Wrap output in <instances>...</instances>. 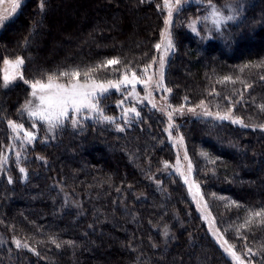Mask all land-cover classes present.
Segmentation results:
<instances>
[{"label":"trees","instance_id":"trees-1","mask_svg":"<svg viewBox=\"0 0 264 264\" xmlns=\"http://www.w3.org/2000/svg\"><path fill=\"white\" fill-rule=\"evenodd\" d=\"M232 2V21L190 30ZM165 11L164 0H23L1 25L0 264H234L177 171L176 136L225 241L264 264V0H196L175 16L168 101L231 119L176 113L168 121L131 97L124 106L136 113L125 118L115 103L123 95L111 89L99 105L112 122L83 113L51 137L41 125L31 143L24 137L27 82L98 65L91 74L102 82L144 73ZM17 58L22 81L5 86L4 62ZM111 59L120 63L103 67ZM9 121L24 127L13 131Z\"/></svg>","mask_w":264,"mask_h":264},{"label":"rangeland","instance_id":"rangeland-1","mask_svg":"<svg viewBox=\"0 0 264 264\" xmlns=\"http://www.w3.org/2000/svg\"><path fill=\"white\" fill-rule=\"evenodd\" d=\"M22 1L23 0H14V3H13V0H0V27L3 24V22L6 21V19L11 16V13L13 12V10L15 8L19 7V5L22 3ZM169 3L172 4V6H173L172 7V13L173 14L171 17L170 24H168V25L165 24L162 33H164L165 30H167L170 33V35H172V29H173V26L175 25V16L177 15L178 10L185 5H188L189 3L190 4L196 3V0H180L179 5L176 4V0H169ZM232 4H233V2L224 5V7L228 6V9H225L222 11H220L214 7L213 8L218 10L222 17H229L230 16L233 19V17L236 15L235 11L237 10V8L232 7ZM13 5H14V7H13ZM165 10L166 11H165V18H164L165 20L164 21L169 19V16H168L169 9L167 7H165ZM70 11H74V9L68 8L67 12H70ZM212 11H213V9L208 10L206 16L204 15L203 19L199 18V19L192 20V22L189 24L190 30H193L191 27L193 22H195V28H198L199 24L202 21H203L202 23H204V25H205V19L208 20V21H206V22H208V24L206 25V28H205L208 31H209V28L215 29L218 25H220L222 23L232 21V19L231 20H221L219 22V24H216V23H214V21L217 20V17L212 15ZM199 21H200V23H199ZM134 23L137 24V18L135 19ZM141 23L142 22L139 21L140 25H141ZM135 27L136 26H134V28ZM162 33H161L159 42L157 43V44H161V48L159 50L156 49L157 54H156L155 59L148 66L147 71L144 70L143 71L144 73H142L140 75L136 74V77H137L139 82L135 83L134 85L133 84L123 85L122 84L121 87L129 89L123 93H120L123 91L122 89H119V90L115 89V91L119 92V94L123 95V99L121 101L125 100L128 97H131L134 99L137 98L136 100H134V105L137 102H139L140 104L148 105L149 107L154 108L155 111H157L158 113L165 115V117L168 119V121L170 120L169 115H168L169 113L172 114L171 115V119H172L174 117V114H176V113H177L176 115H183L184 113H189V114H192L195 116H197V115L200 116L201 113L209 112L208 110H206L204 108V105H202V104L198 108L196 107L197 109L195 107H185V106H181L177 109H174V107L170 104V101H168L169 89L164 87L163 83H164V78H165L166 66H167L169 57L171 55L172 49H169L167 51L165 50L164 44L166 43V41L164 40ZM171 39H172V37H171ZM161 58H163V63H164L163 69H161V67H160ZM113 66L114 65H110L111 68H113ZM17 68L18 67H12V65H7L3 71L4 77L7 75L12 80L14 79V81H22L21 80L22 78L20 75V70H17ZM83 72H81V77H80L81 82H84ZM161 72L163 74L162 80H161ZM91 76L97 82H102L99 79L95 78L94 74H91ZM123 76L124 75H120L119 77L115 76L116 78L113 82H117V81L123 79ZM127 76L130 80L132 79V73H128ZM110 77H113V76H110ZM149 78H151V79H149ZM101 80H103V79H101ZM108 81H112V80H107L104 83L106 84ZM33 82H35V81H33ZM33 82H27V83L25 82L26 86L28 87V92L26 93V97L24 99L23 104L21 105L20 112H19L20 115L23 116V119L26 120V122H28V125L25 124V127L23 126L24 127L23 132L31 131L36 136V133H37L36 127L38 125H41L42 127H44V133L47 134V136L51 137L53 132L58 127L49 131L47 124H45V123H43V122H41L35 118L29 117L27 112H25L23 110V105L25 104L26 101L35 99L32 96V88H31V84ZM41 82L47 83V80H44ZM54 83H67V78L57 79L54 81ZM157 84H162V87H157ZM137 86H139V87H137ZM133 89H134V91H133ZM149 93H151V95H149ZM121 101L116 100L115 103L122 106V107H120V110H121L120 114H122L125 118H128L127 113L129 111V109L135 108V106L133 104H130L129 106H124V101H123V103H121ZM35 102L39 103L38 100H35ZM104 105H106V104H103V105L101 104V105H99V107L100 106L103 107ZM153 105H155V107H153ZM83 113H87L88 115L91 116V114H94L95 112H90L88 110H84V112H82L80 115H82ZM130 113L133 114V112H131V111H130ZM70 116H71V114H70ZM211 116L213 117L212 119L217 118V114L211 113ZM16 124L22 125V124H20V122H18ZM33 124L36 125L35 128L32 127ZM174 142H175L177 153H178V159H180L179 172L183 176V178L187 180V185H188V188H189V191L191 194V198H192L193 202L195 203L197 212H199L202 215V218L204 220V223H205L207 230L209 231L210 235L213 237V239L216 241V243L221 247V249L223 250L225 255L228 256L233 261L234 264H241V261L243 262V264H250L249 261H245L244 260L245 258L238 255L235 252V250L231 247V245H229L228 243H225L223 233L216 226L215 220L213 219L212 215L208 211L206 202L203 200L199 189L197 190V188H196V182L192 178V169H191V171H189L190 161H189L188 157H187V159H185V155L187 156V152H186V148L184 146L183 140L181 141V139L178 136H176V138H174ZM15 243H14V245H17V243L16 244ZM233 252L235 253V256L240 257V261H237L235 256L232 255Z\"/></svg>","mask_w":264,"mask_h":264},{"label":"snow or ice","instance_id":"snow-or-ice-1","mask_svg":"<svg viewBox=\"0 0 264 264\" xmlns=\"http://www.w3.org/2000/svg\"><path fill=\"white\" fill-rule=\"evenodd\" d=\"M211 2V0H210ZM165 7L169 9L168 16L169 19L165 21V24L168 25L171 22L172 17V4L169 3V0H164ZM176 4H180V0H176ZM212 15L217 17V20L214 23L219 24L221 20H231L232 17H222L218 10L213 9ZM193 31L196 30L195 22L191 25ZM162 36L166 43L164 44L165 50H169L173 48L172 39L170 33L165 30L162 33ZM156 49L161 48V44L155 45ZM23 59L17 58L15 63L13 64L10 61H5L6 65H12V67H19L23 64ZM120 61L116 59L108 60L103 67H107L114 64H119ZM101 66H95L93 68H89L87 71L83 72L84 82H81V72L79 70H72V71H64L58 74H52L47 77V83H43L39 80L33 82L31 84L32 88V96L35 98L34 100H28L23 105V110L27 112L28 116L31 118H35L48 126V130L51 131L52 129L62 126L66 120L71 119V123L76 125L78 123V116L84 112V110H88L90 112H96L98 115H103L102 109L99 107V101L110 91V89L119 90L121 85L127 84H135L138 81L136 74L132 73V79L130 80L125 74L123 79L113 82L108 81L106 84L104 82H97L91 76V73H94L100 68ZM160 67L163 69L164 63L163 58L160 61ZM147 71V69H145ZM14 78V77H13ZM60 78H67V83H54L55 80ZM9 76H5V86L9 81ZM151 79V78H149ZM163 79V74L161 72V80ZM230 79V78H225ZM157 87H162V84H157ZM134 91V89H133ZM170 91V90H169ZM151 95V93H149ZM35 100H38L39 103H36ZM123 103V101H121ZM155 107V105H153ZM264 107V106H262ZM131 112H136L135 108L129 109ZM71 114V116H70ZM211 115V113H206ZM138 115V113H137ZM169 119H171V113L168 114ZM218 119H231L230 111L223 115L217 114ZM103 119L108 122H112L113 117L103 115ZM233 123H242L240 120H233ZM10 127L13 128V131H18L23 129V125H17L11 121H9ZM33 128L36 127L35 124L32 125ZM171 127V125H170ZM122 130V129H121ZM24 137L28 143H31L36 137L31 131H25ZM182 141V138H181ZM201 155L207 156L206 153H202ZM5 160L7 157L4 158ZM185 159L187 156L185 155ZM167 166V165H166ZM21 172L24 171L23 168L20 169ZM179 171V169H177ZM189 171H191V164L189 163ZM187 182V180L185 181ZM197 190L199 186L196 185ZM262 213L257 212L255 216H261ZM19 244V242H17ZM225 243H227L225 241ZM27 247V245H25ZM251 251V250H249ZM235 256V253H232ZM237 261H240L239 256H235ZM241 264L243 262L241 261Z\"/></svg>","mask_w":264,"mask_h":264}]
</instances>
